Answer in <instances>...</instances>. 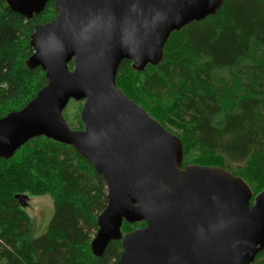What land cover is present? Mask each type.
<instances>
[{
	"label": "water",
	"instance_id": "1",
	"mask_svg": "<svg viewBox=\"0 0 264 264\" xmlns=\"http://www.w3.org/2000/svg\"><path fill=\"white\" fill-rule=\"evenodd\" d=\"M50 0H6L27 19ZM56 16L35 24L29 68L46 83L23 107L0 117V157L31 138L70 145L106 185L90 241L101 257L120 241L116 264H251L264 250V188L250 203L246 181L217 165L183 162L180 138L125 96L122 60L142 71L158 64L172 31L214 14L224 0H52ZM81 101L82 128L63 117ZM19 206L28 195H14ZM144 222L122 232V224Z\"/></svg>",
	"mask_w": 264,
	"mask_h": 264
},
{
	"label": "trees",
	"instance_id": "2",
	"mask_svg": "<svg viewBox=\"0 0 264 264\" xmlns=\"http://www.w3.org/2000/svg\"><path fill=\"white\" fill-rule=\"evenodd\" d=\"M55 16L52 0L30 19L0 0V117L46 83L44 71L25 62L33 26ZM115 82L162 125L191 135L177 134L183 165L226 168L252 197L264 188V0H224L214 14L172 31L158 64L136 71L122 60ZM76 122L82 127L78 115ZM226 159L239 164L231 169ZM17 193L52 199L44 233H33ZM105 202L102 177L72 146L31 138L12 157H0V264H116L120 241L109 242L101 257L90 250L89 232ZM143 225L123 222L121 229ZM251 264H264V250Z\"/></svg>",
	"mask_w": 264,
	"mask_h": 264
},
{
	"label": "rangeland",
	"instance_id": "3",
	"mask_svg": "<svg viewBox=\"0 0 264 264\" xmlns=\"http://www.w3.org/2000/svg\"><path fill=\"white\" fill-rule=\"evenodd\" d=\"M138 105L140 107H142L148 113V110L146 108H144L140 104H138ZM78 106H79V109H78ZM81 106H82V100L81 101H76V100L71 99L67 103V105L65 106V108L63 110V117L65 118V120H66L67 124L69 125V127L72 128V129L82 128L76 122L77 115H78V118H79V112L81 110ZM150 116L153 117L152 115H150ZM79 120H80V118H79ZM162 126L164 128H166L167 130H169L170 132L176 134V135L179 134V135H181L183 137L191 136L190 134L183 132L181 128L176 127V126H174L172 124L165 123ZM185 164L188 165V164H198V163L186 162ZM223 164H226L229 168L232 169V168H234V166L236 164H239V163H236L235 161H232L230 159H226L225 163H224V160H223ZM198 165H200V164H198ZM207 165H211V164H207ZM105 188H106V185H105ZM27 195H28L27 205L25 207H22V209L31 219L33 233L35 235H40V234L45 232L46 226H47V224L49 222V219L51 217V214H52V199L48 195H39V196H34V195H29V194H27ZM16 202H17V199H16ZM251 202H253V198H252ZM96 231H97V229L92 228L90 230V232H89V237L93 238L95 233H96ZM123 233H125V232H123ZM0 244L3 245L2 242ZM113 261H114L113 259H109L107 264H112Z\"/></svg>",
	"mask_w": 264,
	"mask_h": 264
},
{
	"label": "flooded vegetation",
	"instance_id": "4",
	"mask_svg": "<svg viewBox=\"0 0 264 264\" xmlns=\"http://www.w3.org/2000/svg\"><path fill=\"white\" fill-rule=\"evenodd\" d=\"M188 25V24H187ZM147 65H150V64H147ZM186 165V164H185ZM184 166V165H183Z\"/></svg>",
	"mask_w": 264,
	"mask_h": 264
}]
</instances>
